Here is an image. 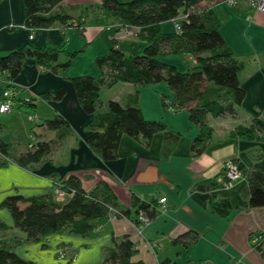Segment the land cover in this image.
Wrapping results in <instances>:
<instances>
[{"label":"crops","instance_id":"obj_1","mask_svg":"<svg viewBox=\"0 0 264 264\" xmlns=\"http://www.w3.org/2000/svg\"><path fill=\"white\" fill-rule=\"evenodd\" d=\"M100 1L62 0L54 8L72 16L73 21L82 17L81 20L85 23L81 26L80 38L74 35L77 33L74 29L64 30L60 27L37 30L29 38V30L24 26L22 1L0 0V56L26 42L35 46H62L67 51H78L81 48L85 50L102 32H109V36L102 40V46L107 48L117 24L105 23L102 17H96L95 24H89L87 20L91 17L85 19L82 16L86 6L99 4ZM201 5L212 6L220 22L222 39L236 60L241 62L242 69L238 77L245 91L243 101L235 107V116H209L213 121L210 125H225L229 127L228 131L237 125H247L250 121L248 115L264 120V11L250 9L243 1L235 6L223 1L202 2ZM118 41L120 40H116ZM116 46L121 49L119 45ZM87 71L93 77L99 75V72L98 75L95 74L90 67H87ZM63 77V73L53 74L32 60L27 62L16 78L8 80L7 73L0 77V102L5 86H10L14 91V100L30 99L34 104V112L38 105L46 108L45 115H42L43 121L59 115L68 122L71 130L63 141L58 142L37 163L22 167L8 161L0 165V203L12 194L30 197L46 194L53 189L56 191V183L69 175H75L80 178L85 191H89L97 182H103L123 206H128L132 197L155 202L157 207L154 217L146 224L141 222L139 227L125 217H103L93 223L94 228L87 236L63 232L49 235L41 242H30L25 239L24 232L13 228L7 209L0 207V220L7 226L0 231V242L9 245L17 255L35 264H56L53 261L58 258L57 252L62 248L66 254L63 260L67 264H99L106 250L112 246V237L123 235L129 236L135 248L131 262L264 264V258L249 240L251 234L264 230V206L246 207L248 187L243 175L250 169L264 172V142L230 139L226 133L217 135L213 131V140L203 153L191 157L190 145L197 128L191 125L187 112L184 109L176 112L168 110L175 114L161 112L159 96L161 99L164 94L157 93L158 91L151 93V108L147 109L142 104L140 91L139 107L143 117L147 120H161L168 129L179 132V138L173 145H169L163 134L158 133L145 144L141 138L135 140L123 135L118 144L116 159L102 161L84 142L87 126L94 116L81 109L71 84ZM61 86H64L66 93L59 101L43 99L39 95L42 92L54 94ZM135 89L132 84L121 82L111 88L101 89L99 98L102 109L106 107L108 99L123 103ZM14 108L20 110L14 105L9 112L0 113V118L4 114H8L9 119L15 117L18 112L14 111V114ZM38 129L40 132H34L31 128L28 134L32 138L36 134L39 140L55 138V132L46 130L44 125L41 124ZM0 138L7 142L1 135ZM32 143H28V146ZM227 160L236 163L242 174L241 178L230 187L195 189L198 182L223 181V163ZM56 196L59 201L68 198L67 195ZM161 198H165V202L160 205ZM217 200L229 203L231 211L228 216L222 217L212 210L211 202ZM192 235L196 236L194 241L191 239ZM178 237H182L184 242H173ZM41 243L46 246L42 247ZM37 257L42 258V261Z\"/></svg>","mask_w":264,"mask_h":264},{"label":"trees","instance_id":"obj_2","mask_svg":"<svg viewBox=\"0 0 264 264\" xmlns=\"http://www.w3.org/2000/svg\"><path fill=\"white\" fill-rule=\"evenodd\" d=\"M21 1L24 26L30 34L40 29L60 27L64 30L72 28L78 35H82L81 26L85 23L81 20L82 17L73 21L72 16L54 9L62 0ZM209 1L224 0H101L99 4L84 8L82 16L85 19L102 17L105 23L137 27V39L144 44L140 54L127 55L116 46V40L111 39L108 52L94 60L98 77H63L71 84L81 109L94 116L87 126L84 142L99 159H116L118 144L123 135L135 140L141 138L145 144L158 133L163 134L169 145H173L179 138L180 133L168 129L162 121L143 117L139 107L138 88L147 85L165 83L173 94L170 105L175 108L174 112L184 109L191 125L197 128L190 145L191 157L203 153L211 141L213 129L208 123L209 116H235V107L241 104L245 96L238 77L242 64L222 39L220 22L212 6L201 5L202 2ZM180 15H185V19L179 18ZM170 20H177L179 23V34L161 31L160 25ZM81 50L67 51L62 46H35L26 42L0 56V77L7 73L8 80L16 78L29 60L53 74H60L70 66ZM162 53L190 56L195 58V63L181 73L174 65L158 58ZM60 55L65 59L60 60ZM119 82L135 86L134 93L127 96L123 103L108 100L106 107L102 109L100 90L111 88ZM65 93L66 89L61 86L54 94L42 92L39 95L43 99L59 101ZM161 101L162 106L167 108L169 104L165 102L164 95L161 96ZM14 103L18 108H34L30 99H15ZM42 125L46 130L55 132L54 139L39 140L34 134V143L31 146L27 143L22 147L0 138V165L8 161L22 167L37 163L71 133L68 122L59 115L44 120ZM228 137L264 142V120L250 115L249 123L235 126L228 132ZM243 175L248 187L246 207L264 206V172L250 169ZM194 187L196 190H209L224 187V184L223 181L208 180L198 182ZM54 188L61 191L62 195H67V200H57V193L53 189L46 194L30 197L12 194L1 201L0 207L9 212L13 228L24 232L27 241L41 242L49 235L63 232L87 236L97 219L109 216L125 217L139 227V214L142 213L149 222L157 207L153 201L145 202L136 197L131 198L128 206H123L103 182H97L89 191H85L80 178L75 175L59 181ZM211 208L222 217L228 216L231 211L226 200L211 202ZM6 228L0 220V231ZM191 239L194 241L196 236L192 235ZM180 240L184 242L182 237L175 238L173 242ZM249 240L264 258V230L251 234ZM111 242V248L106 250L99 264H142L130 261L135 248L128 235L112 237ZM41 246L46 245L41 243ZM61 251H64L66 257L65 250L62 248ZM0 264L35 263L20 257L9 245L0 242Z\"/></svg>","mask_w":264,"mask_h":264},{"label":"rangeland","instance_id":"obj_3","mask_svg":"<svg viewBox=\"0 0 264 264\" xmlns=\"http://www.w3.org/2000/svg\"><path fill=\"white\" fill-rule=\"evenodd\" d=\"M231 6H235V5H231ZM94 20L96 19L91 17L87 20V23L95 24ZM110 24L112 25L114 23H110ZM121 26L122 25H116L115 28H117V31L113 33V39L120 40L117 42V45H119L121 49L125 51V54L127 55L140 54L144 46L143 42L139 41L137 39V36L135 38H127V39L121 40L119 36L120 28H122ZM161 29H162L161 31L164 33L175 32L173 21L170 20V21L163 22L161 24ZM74 35L77 38H80V35H78L76 32L74 33ZM105 36H109V32L100 33V35H98L96 40L92 41L91 44H88L86 46L85 50L81 48L83 50H81L75 55L70 66L62 72L65 79L71 78L74 75L76 76L77 75H89L87 74V73H90L89 71H87V67H90L91 70H93V72L98 75V69L95 67L94 60L96 57L100 55H104L103 53L106 54L109 50L110 43L107 45V48L102 46L103 44L102 40H104ZM81 41H85V40L81 39ZM59 57H60L59 58L60 60L65 59L63 55H60ZM158 58L163 62L174 65L176 69L181 73L186 72L189 69L190 65H192L189 57L182 56L181 54H177V53H162L158 56ZM138 90L139 92L141 91L142 93L141 94L142 104L145 107H147V109L151 108L150 105H151L152 99L150 98V96H151V93H153L154 91L155 92L158 91L157 93H163L166 103L170 104L173 102V94L170 91V89L166 86V84L163 82L154 83V84L145 86L143 88L141 87ZM1 91H2V85L0 84V94H1ZM159 101H160L159 104H160L161 112L166 113V114H175V113H170L167 108L162 106L160 96H159ZM14 111L18 112L15 117L9 119V115L4 114V116L0 118V125H1L0 135L1 137H4L7 142H12L15 145H21L22 147H24L26 143H32L33 141L32 136L28 134V131L31 128H33L34 132H40L38 128H40L41 124L43 123L44 116L42 115H45L46 108L42 107L41 105H38L36 106L35 112L33 111L31 107H20V110H17L16 108H14L13 112ZM22 112H24V114ZM246 114L248 115L249 113H246ZM33 115L36 116V120L30 121L29 117ZM248 116L250 117V115ZM212 122L213 121H211V119L208 117V123L211 124ZM211 126H212L213 131L215 133L217 132V135L218 133H223V135L226 133V136L228 137V132L230 130L227 131V128L229 127L225 125L219 126L216 124H213ZM34 132L32 133L34 134ZM211 140H213V136ZM57 254H59V252H57ZM58 258L55 259V261L53 262H56V264L63 263V262L67 264L66 260H63V258L61 259L60 258L58 259ZM37 259H39V261H42V258L40 257L39 258L37 257Z\"/></svg>","mask_w":264,"mask_h":264},{"label":"built area","instance_id":"obj_4","mask_svg":"<svg viewBox=\"0 0 264 264\" xmlns=\"http://www.w3.org/2000/svg\"><path fill=\"white\" fill-rule=\"evenodd\" d=\"M239 1H243L248 8L256 10V11H264V0H224L223 2L229 4V5H236ZM179 18L185 19V15H180ZM175 32L180 33L181 28L179 26V23L177 20L173 21ZM122 28H120L119 36L121 40L127 39V38H135L138 33V28L137 27H132L128 25H122ZM118 37V36H117ZM29 38H32V33L29 35ZM191 60V63H195V58L188 56ZM14 91L11 88H6L3 91L2 94V100L0 102V113H7L9 112L13 105H14ZM168 110L171 112L175 111V108L172 105H168ZM30 121L36 120L35 115L29 117ZM31 146V145H29ZM223 173H224V178H223V184L224 187H230L233 182L241 178L242 174L238 170L236 163L233 160H227L223 163ZM57 194L62 195L63 193L59 190H56ZM165 198L159 199V203L164 204ZM139 220L140 222L146 224L148 223L147 218L140 213L139 214ZM256 240V238H254ZM59 258H64V252L59 251L58 254ZM197 264H204V263H197Z\"/></svg>","mask_w":264,"mask_h":264}]
</instances>
